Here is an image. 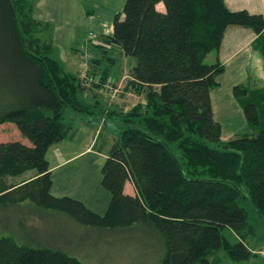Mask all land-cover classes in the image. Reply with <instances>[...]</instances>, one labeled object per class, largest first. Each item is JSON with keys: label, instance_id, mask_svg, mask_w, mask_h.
Here are the masks:
<instances>
[{"label": "trees", "instance_id": "1", "mask_svg": "<svg viewBox=\"0 0 264 264\" xmlns=\"http://www.w3.org/2000/svg\"><path fill=\"white\" fill-rule=\"evenodd\" d=\"M35 2L0 0V127L15 125L27 139L0 140V264H83L34 241L39 226L28 220L35 208L20 205L28 200L42 221L59 211L112 234L148 232L161 248V264H220V251L235 262L257 256L248 243L257 231L245 202L264 219V125L256 135L222 139L211 92L225 65L206 59L219 52L228 27L244 26L258 34L255 47L264 63V14L232 10L226 0H126L124 16L115 15L113 32L97 46L115 45L134 57L131 76L146 104L123 112L85 99L89 89L44 37L51 26L34 17ZM234 92L241 97L249 90L238 85ZM243 107L248 122L261 125L257 104ZM67 108L119 124L102 168V184L111 193L105 214L51 193L47 152L75 133ZM28 171L36 172L30 181L9 183ZM127 181L136 195L125 192Z\"/></svg>", "mask_w": 264, "mask_h": 264}, {"label": "crops", "instance_id": "2", "mask_svg": "<svg viewBox=\"0 0 264 264\" xmlns=\"http://www.w3.org/2000/svg\"><path fill=\"white\" fill-rule=\"evenodd\" d=\"M72 1L73 0H36L34 5V17L42 22L49 23L53 29V25L57 24H66L69 21L71 16L72 10ZM254 1V2H253ZM227 5L232 10H240V9H248L252 12L262 13L264 14V0H226ZM92 5V4H89ZM159 9H164L162 3L158 5ZM105 19H102L104 18ZM115 16H101L95 18L97 21L94 20L93 25H95L94 29H90V31H95L99 34V40L96 42V46L93 50L96 52V58L94 62L97 64V67H100L103 63V60H99L101 56L103 59L107 58L106 51L108 49L103 47H97L98 44L101 43L100 39L103 38L101 34H104L106 31L109 33L113 32V22ZM57 20V21H55ZM59 20V21H58ZM108 25H111L110 30H106ZM50 30L45 32L44 37L50 38L53 40L54 45L57 49L67 47L68 52L67 57L63 62L65 64V68L68 72L76 73L79 72L76 69V64L78 63L80 57V48L83 44L84 40L86 39L87 33L81 37L76 38V40H72V38H68L70 36V30H65V33H60L58 30H55V34H49ZM60 36V37H58ZM258 37V34L250 27L244 26H230L228 27L225 37L223 39L221 48L217 53V57L220 61L225 65V72L228 71L229 64H235L234 70L237 71L236 77H240V73L243 76H248L252 73L254 78L259 79L262 83H264V63L261 57L260 52L255 47V41ZM107 47H110L107 46ZM114 47H118L115 46ZM118 49H120L118 47ZM73 50H75V54H72ZM122 50V49H120ZM123 52V51H122ZM100 54V56H98ZM123 55L124 52H123ZM122 55V56H123ZM127 56V55H126ZM111 62V68H109V80L113 79L118 85L121 78L126 75L130 74L131 70L134 67L135 62L132 64L130 68L121 69V71H113V66L116 64L117 61L109 60ZM220 82V81H219ZM238 86L234 85L227 90V93L224 95L223 92H219L218 89H221L222 83L220 82L219 86L212 89V104L214 110V116L217 121L221 123V119H219L216 112L224 108L227 104L225 100V96L229 98L231 101H235L236 105L238 106V110H242L244 113L245 121L247 122V118L244 112V105L239 101V98L235 96L234 88ZM105 88V87H103ZM106 90V89H105ZM96 88H92L89 93L93 98V102L101 103L104 107H109L111 110H118L123 112H129L131 109L136 105L130 98L123 95V97H116L114 99H110L109 93L107 95ZM96 93H95V92ZM107 91V90H106ZM139 97H142V104H146V96L145 91H139ZM124 94V93H123ZM107 97H109L107 100ZM238 103L240 105H238ZM110 104V106L108 105ZM222 106V107H221ZM242 116V115H241ZM77 114L72 115L71 117L66 116V120L68 122L73 123L74 128V135L69 137L59 143L53 144L48 152H47V159L50 163L51 172H52V179H53V186L51 193L56 197H71L83 202L89 209L92 211L105 214L109 209L110 202H111V193L103 186L102 184V168L103 165L108 157L109 151L112 147V142L110 145L106 143V140H103L99 143L101 137V130L100 127L97 125L87 124L84 121L78 122L76 121ZM84 120V119H83ZM102 122L104 126L111 127V129L118 130L119 124L116 120L112 117L108 119L102 118ZM2 127L9 128L8 125H2ZM94 128V129H93ZM9 129H12L11 127ZM15 129V135H18V131ZM114 130H110L113 131ZM251 136V135H249ZM253 136V135H252ZM4 138H8L4 136L2 133L0 134V140H5ZM222 139L225 141L235 139L232 137L231 139H224V134L222 135ZM99 170V174L97 172ZM36 176L35 171H28L25 174L10 178L9 183L16 184V186H20L32 178ZM57 178L61 181V184L58 186ZM125 192L129 195H136V190L131 181H127L125 185ZM21 207H34L33 211L29 215L33 216V219H29L30 222H36L34 217H38V210L36 212V205L31 201H23L21 202ZM11 208V207H10ZM9 208V209H10ZM12 217L16 212L12 209L9 211ZM19 213L25 216V213L19 211ZM228 237L232 240H237L238 236L232 232L228 231ZM248 243L250 248L255 252L261 248H264V238L261 239L260 236H252L248 238ZM221 257L220 264H264V258L260 255L252 257L248 261L244 262H235L233 261L228 255L227 260L226 258ZM231 260H228V259ZM232 261V262H230Z\"/></svg>", "mask_w": 264, "mask_h": 264}, {"label": "rangeland", "instance_id": "3", "mask_svg": "<svg viewBox=\"0 0 264 264\" xmlns=\"http://www.w3.org/2000/svg\"><path fill=\"white\" fill-rule=\"evenodd\" d=\"M125 3L126 0H73L71 6L72 14L69 18V21L66 24L55 23L53 25V29H50V32L53 34L55 30H58V32L60 33H65V30H70V36H68V38H72L73 41L86 33L88 35L90 32L96 33L95 31H90V29L95 28V25H93L95 23V18L107 15L113 17L118 13H122V16H124L123 10ZM97 19L95 21H97ZM102 19H105V17ZM110 28L111 25H108L106 30H110ZM107 34L110 33L106 31L104 34H101V36L104 37V35ZM88 35L86 36V38L88 37ZM102 39L103 38H101L100 41H103ZM98 40L99 34H97L95 44ZM83 44L81 45L80 53L82 51ZM106 49H108L106 51V55L109 59H103L100 56L101 53H99V60H103V63L100 67H97V64L94 62V59L96 58V52L95 50H93V62L90 61V69L87 71V74H89L91 77L92 75L99 78L101 77L100 81L103 80L101 75L106 69H108L107 75L109 76V68H111L112 66L109 60L112 59L114 61H117L116 64L113 66V71H121V69L127 67L130 68L135 62L134 57L123 55L122 50L118 49V47L110 45V47H106ZM58 52L63 61L71 55L70 54L67 56L68 49L66 46H64V48L61 47V49L58 48ZM75 53V50H73L72 54ZM79 57L80 59L76 64V69L79 72H76L74 74L79 76L82 81V79L85 77L86 71L85 68L82 67V59L80 54ZM217 58V52L213 51L208 55L206 62L214 63L217 61ZM234 65V63L232 65L229 64L228 71L219 75L218 79L222 83V87L221 89H218V91L220 93L223 92L225 95L227 93V90L229 91L231 87L237 84L244 88H247L249 90L248 95L238 97L239 101L242 103V105H245L248 102H254L257 104L261 125H251L248 120V123H246L243 111L238 110V106L236 105L235 101H231L229 98H227V96H225L227 104L224 106V108H221L216 112L219 119H221L222 135L224 134V139L256 135L260 131L261 127L264 125V83H262L259 79L254 78L252 76V73L249 75V79L247 78V75L242 77L241 73L239 74L240 77L237 78V71L234 70ZM129 75L130 74L124 75L118 84H125V78H127ZM108 80L109 77L106 81ZM110 81L112 82V86H116V82L113 79H110ZM83 85H85L86 88L89 89V91L92 88H96L100 90V92H103V90H105V88H103L102 85H100V83H97L96 81L94 83L92 81L90 83L84 82ZM129 90L130 88L125 89V92ZM3 91L4 87L2 83H0V99L1 94H3ZM89 91L85 89L83 96L85 97V99H88L90 102L93 103V98ZM104 94H108L106 90L104 91ZM123 95L126 96V94L124 93L121 94L119 97H123ZM115 97H118V95ZM127 97L130 98L135 104L141 103L143 99L142 97H139L136 103V101L133 100L129 95H127ZM108 98L109 97H107V100L109 102L111 98ZM108 105L110 106V104ZM238 105L240 104L238 103ZM65 112L67 117H71L72 115H74V112L69 110V108H67ZM75 114H77V117L75 118L76 121L85 122L86 120L85 123L97 125V127H100L101 137L99 143L103 140H106V143L110 145L111 142L113 144L118 138V130L111 129V127L109 126H107V128L104 126L102 122L103 116L98 117L97 115L93 114H84L77 112ZM14 126H9V128L11 127L12 129L1 126L0 134L2 133L4 136L8 137L4 138L5 140H16L21 138L27 141V139L22 137L17 128L16 129L18 131V135L14 134V128L16 127ZM110 130H114V132ZM175 153L177 158L182 160L181 152L176 151ZM97 172L99 174V170H97ZM57 184L59 186L61 184V181L58 180ZM245 206L249 211L251 223L256 226V231L258 235L261 239H263L264 219L258 215V213L255 211L249 201L245 202ZM2 209L3 207L2 205H0V211ZM43 212L48 214L52 211L42 209V214ZM52 213L54 218H52V220L49 219L48 222H46L45 220L42 221L38 216L34 217V220L36 222L32 221L30 222L31 225L29 224L30 226L34 227H36L35 225L39 226V228H37L38 232L35 236L37 240H34L37 242H41L38 245L51 246L54 248L61 249L65 252H68L69 254L78 257L83 264H161V248L158 246V243L153 240V236L150 235L148 232L144 233L140 229H138V231H135L136 233L133 232L132 235H118L114 233L112 234V230H105L101 228L97 229L94 227H87L81 225L79 222L65 215L62 212L56 211ZM226 235L228 236V231L226 232ZM261 245H264V243ZM261 251H264V248L255 251V253L264 258V256L260 253ZM219 255L223 258H226L227 260L226 252L220 251ZM228 260L231 259L229 258Z\"/></svg>", "mask_w": 264, "mask_h": 264}, {"label": "built area", "instance_id": "4", "mask_svg": "<svg viewBox=\"0 0 264 264\" xmlns=\"http://www.w3.org/2000/svg\"><path fill=\"white\" fill-rule=\"evenodd\" d=\"M96 37H97L96 33L90 32L82 46V51H81L82 67L85 68V71H86L85 72L86 74L84 77L85 79L84 78L82 79L83 84L84 82L90 83L92 81L94 83L96 81L97 83H100L102 87H105L111 99L116 98L115 96L117 95L119 96L120 94L127 93V95H129L137 103L139 99L138 89L140 87V83L136 81L132 76H128L127 78H125L126 79L125 84H118L116 86H112L111 84L112 82L110 80L103 83L102 80L100 81L101 77L99 78L93 75L91 77L89 74H87V71L90 69V61L92 60L91 49H92V45ZM95 79H98V80H95ZM132 82L134 84H132ZM127 88H130V90L125 92V89ZM260 253L264 256V251H261Z\"/></svg>", "mask_w": 264, "mask_h": 264}]
</instances>
